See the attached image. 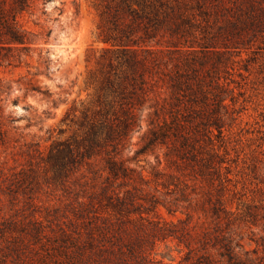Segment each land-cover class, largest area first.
I'll return each instance as SVG.
<instances>
[{"label": "trees", "instance_id": "trees-1", "mask_svg": "<svg viewBox=\"0 0 264 264\" xmlns=\"http://www.w3.org/2000/svg\"><path fill=\"white\" fill-rule=\"evenodd\" d=\"M34 1L0 0V70L30 67L36 54L37 73L50 74L42 46L51 30L37 33L25 20ZM97 7L105 47L93 80L96 104L79 117L68 109L61 123L75 130L64 136L66 127L58 128L46 151L32 144L36 158L0 161V264H152L146 244L166 239L185 245L196 264H216L214 255L225 264H264V252L249 258L221 230L233 224L223 201L233 57L245 54L240 69L250 72L264 52V0H99ZM22 85L52 107L63 102L33 78ZM3 114L0 103L5 152L16 120ZM143 123L142 143L124 158ZM148 154H155L150 170L132 165ZM203 185L215 193L200 201L221 223L213 233H193L190 212L177 223L162 217L160 208L175 214Z\"/></svg>", "mask_w": 264, "mask_h": 264}, {"label": "rangeland", "instance_id": "rangeland-1", "mask_svg": "<svg viewBox=\"0 0 264 264\" xmlns=\"http://www.w3.org/2000/svg\"><path fill=\"white\" fill-rule=\"evenodd\" d=\"M43 2L35 0L34 16L25 20H29L28 27L37 33L51 30L48 44L42 46L49 50L50 74L46 76L37 73L36 54L30 67L23 65L17 69L0 70V77L6 87L0 92L3 115H10L16 120L8 124L12 136L10 148L5 152L0 149V161H5L7 166L24 164L29 158H36L34 143L46 151L57 137V129L60 127L67 129L64 136L70 135L75 127L61 123L68 109L74 108L75 116L79 117L82 109L92 108L96 104L93 80L96 78L99 56L105 47L98 39L99 0ZM31 20H35L37 25H33ZM246 57L245 54L233 57L234 71L230 77L233 80L230 83L233 93L225 101L228 114L224 138L230 171L223 201L229 212L227 218L233 224H220L223 233L233 239V245L240 244L242 247L236 251H249L248 257L255 258L264 252V52L259 53L250 72L240 69ZM35 73L37 75L34 76ZM32 78L36 86L49 89L53 98L59 97L63 102L52 107L41 96L26 92L22 84ZM145 130L146 124L143 123L142 129L132 134L123 151L124 158L131 156L140 146ZM155 154L140 157V161L132 165L150 170L155 165ZM210 194L213 200L215 193L212 188L205 185L197 187L195 199L191 200L189 206L188 202H181L175 214L169 215L163 208H160V213L167 221L177 223L178 219H184L186 213L190 212L191 224L195 227L193 233H213L220 224L202 211L200 204ZM46 195L48 199L53 198V195ZM248 212L255 215L254 220L247 217ZM191 243L198 246V254L201 255L197 240ZM145 248L152 264H196L195 259H186L188 249L177 240L155 241L151 246L146 244ZM257 250V255L252 253ZM213 260L218 261L216 264H225L217 255L213 256Z\"/></svg>", "mask_w": 264, "mask_h": 264}]
</instances>
